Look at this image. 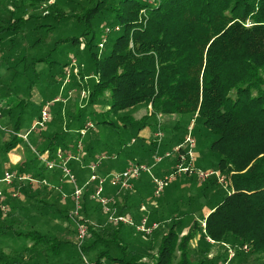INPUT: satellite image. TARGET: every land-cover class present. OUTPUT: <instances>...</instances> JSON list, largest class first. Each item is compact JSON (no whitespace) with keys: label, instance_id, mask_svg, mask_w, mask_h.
I'll list each match as a JSON object with an SVG mask.
<instances>
[{"label":"trees","instance_id":"trees-1","mask_svg":"<svg viewBox=\"0 0 264 264\" xmlns=\"http://www.w3.org/2000/svg\"><path fill=\"white\" fill-rule=\"evenodd\" d=\"M43 2L0 3L4 11L0 12V52L6 55L9 69H16L15 75L19 76L14 95L8 82L0 83L8 92L4 99L0 96L4 104L1 118H6L1 123L0 154L7 155L25 141L19 130L23 116L29 114L31 90L44 75L39 66L48 70L45 74L50 76L51 85L57 78L52 73L64 74L72 66L83 68L78 76H73V84L76 89H88V106L81 109L78 101V106L70 111L75 115H69L65 137L56 133L45 141L41 137L46 133L44 128L33 139L37 145L33 153L38 161V152L41 156L49 152L50 160L56 158L58 151L80 157L83 154L81 160L76 156L79 159L67 164L76 185L83 190L82 204L77 216L69 213L70 208L61 214L72 219L74 229L69 233L75 237L62 238L59 230L40 234L30 229L26 233L32 238L30 255L26 258L28 253L6 254L0 241V264H40L42 259L47 264H64L65 260L67 264L70 248H80L88 257L92 255L90 261L94 264H150L145 262L148 259L153 264H264V0H56L42 10ZM98 101L104 104L100 111L94 108ZM140 106L148 111L138 118L135 111ZM186 116L196 120L198 132L203 133L211 147L212 155L202 158V162L209 164L214 160V171L225 177L221 186L214 180L213 172L201 171L207 174L198 180L205 203L190 201L192 212L197 215L193 222L175 217L168 231L160 233L161 219H155L158 211L154 208L149 224L157 221L159 228L149 236L144 234L149 240L137 245L128 241L135 226L133 229L109 219L104 224L99 220L94 224V209L106 213L91 198L98 184L97 180L91 181V176L109 177L113 168L107 173L105 170L114 164L104 165L102 170L106 157L97 159L93 145L83 146L82 152L81 139L68 138L69 131L78 127V131L91 129L95 134L102 128L121 129L131 134V146L138 143L135 132H141L144 148L156 149L152 156L156 166L172 156L161 154L168 151L165 134L176 135ZM40 119L38 114L35 122ZM54 123L48 121L45 127ZM57 123L58 129L63 127V120ZM158 126H165L163 132ZM194 132L195 128L192 135L190 130L186 138L176 139L180 156L173 176L179 171L194 174L189 166L192 161L197 162L194 168L198 164L194 151L199 141ZM79 135L83 138L88 133ZM185 146L189 149L185 150ZM112 156L123 167L134 161L123 171L132 164H143L134 157L120 162L118 156ZM156 157L162 160L157 162ZM184 157L190 161L187 163ZM25 164L23 160L16 166L17 177L28 175ZM76 166L85 179L90 174V181L77 178V173H73ZM46 170L55 169L46 166L39 168L36 176L31 173L36 183L16 178L11 186L20 189L19 197L3 191L9 211L4 213L0 205V240L23 235L18 231L23 225L16 215L33 195L38 194L40 203L57 212L53 208L56 204L42 198L43 186L48 185ZM211 177L214 178L207 182ZM80 180L86 183L82 186ZM165 187L166 184L158 200ZM116 189V198L121 194L133 196L137 191ZM168 203L169 200L160 209L157 202L159 212L166 211ZM112 207L116 216H130L114 202ZM80 226L87 227V239H79Z\"/></svg>","mask_w":264,"mask_h":264},{"label":"rangeland","instance_id":"rangeland-1","mask_svg":"<svg viewBox=\"0 0 264 264\" xmlns=\"http://www.w3.org/2000/svg\"><path fill=\"white\" fill-rule=\"evenodd\" d=\"M4 1V0H2ZM0 1V3L2 2ZM56 2V0H44L42 4V10L45 9L46 5H52ZM0 12L4 13L3 9L0 7ZM3 16V15H2ZM101 47V46H100ZM5 54L3 52H0V83L8 82L9 89L11 93L14 95L17 92V84L16 81L19 79V76L15 75L17 74V70L9 69L7 60H5ZM75 64V63H74ZM83 68L72 66L68 69L67 72L64 74L60 73H52L57 76L56 82L51 85V82L48 80L50 76H47L48 70L43 69V66H39V71L43 72L42 81H40L37 85H34L33 90H31L32 97L30 98V105H29V114H25L23 116V120L21 122V130H19V134L24 136L27 135V139H24L25 141H22L19 143L17 148L10 151L7 155H1L0 154V178L4 177L6 172H13L18 173L19 168L16 167H9L4 162H10V155L11 154H18L20 155L23 160L27 163L25 164V170L27 169L28 175L23 174L25 176L32 175L36 176L39 168H44L47 166V163L45 161H39L35 157L34 153L37 149L36 142L33 140L34 138H37L38 131L31 132V127L33 126L34 122L37 120L38 114L42 112L43 109L48 110L49 112V122L52 120L55 122L52 125H47L45 127L46 133L41 136L44 138L45 141H48L52 136H54L56 133H61V137H65L66 132V126L70 122L68 120L69 118L73 117L75 114L70 113L74 111V108L78 106V101L81 106V109L84 107H87L90 101V92H88V89L86 88H80L76 89L75 84H73L74 79L78 76L80 71H82ZM17 71V72H16ZM90 78H87L88 80ZM80 80V79H79ZM1 92V98L7 97V90L5 88L0 87ZM0 98V101H2ZM104 104H101L100 101L95 103V110L100 111L101 106ZM80 109V110H81ZM148 109L145 106H140L136 112V117L140 118L144 116L147 113ZM71 115V117H69ZM89 118V117H88ZM63 120V127L57 128L58 123ZM68 120V121H67ZM89 120V119H87ZM6 118L2 117L0 122L5 123ZM91 123V122H90ZM88 123V125L90 124ZM166 124V122L163 123V125ZM182 126L181 130H178L176 132V135L173 134H165L166 136V142L165 148L168 150L167 152H161L163 156L166 155V153H170L172 156L170 158H165L164 161L156 166H154L153 161V153L156 152V149H150V148H144L145 145H143L144 140L142 139L143 134L135 132V135L137 136L138 143L134 146L130 145L131 141V134H129L126 131H122L121 129H109V128H102L95 134L92 132L91 129H84L82 131H78L75 127L68 133V138L70 139H81V151H83L84 148H89L91 145H93V154L98 159L99 156L106 157L105 160H103L101 169L103 170L105 166L110 165L113 163V167H108L105 172L111 171L113 168L114 173H111L110 176H102V178H106L107 181L104 184V194L103 196L106 197L107 194H111L117 191L116 188H114L110 184V179L116 174H120L123 171V165H117L112 160V155L118 156L117 160L120 162H123L126 157H134L137 161L152 167L151 168V174H143L141 180H135L136 181V190L135 193V200L132 201V208H134V211H138L140 205H144L145 211L141 212V217L150 218V214L152 213L153 209L157 210L158 212L155 215V219L159 221L160 228L158 229L160 233L167 232L168 229L171 226V221L175 220V217L180 218H186V223L193 222V220L196 218V213L192 212V205L190 204V201L197 202L200 201V203H205V197L202 192V190L199 187V173L201 171H211L215 175V179L219 185H223L225 183V177L222 172L216 173L214 169H216L217 163H215L214 160L211 161V163H203L202 158H205L206 156H211V147H209V144L205 142V136H202L203 133L198 132L199 124L196 126V120H192L190 116H186L182 118ZM48 128V129H47ZM165 128V126H164ZM163 126L159 127L158 129L163 132L164 129ZM195 128V138L199 141L196 151H194L195 158L197 157L198 164L197 167H195L197 162L192 161L189 165L192 168V171L194 174L188 175L187 173H182V171H179V173H175L176 176H173L175 172V168L178 165L177 158L180 156L178 154L177 149L180 148V146H176L177 141L176 139H183L186 138L190 134L193 133V129ZM79 129V128H78ZM80 130V129H79ZM82 132V135L85 134V132L88 133L85 137H80L79 133ZM8 137V136H7ZM6 137V139H8ZM194 138V137H193ZM195 140V139H194ZM210 143V142H208ZM171 146H168L170 145ZM2 143L0 142V147ZM34 149V151L32 150ZM1 149V148H0ZM136 149H139L136 151ZM174 149L175 152L173 151ZM185 150L189 149V146H185ZM34 152V153H33ZM40 155V152H38ZM49 153V152H48ZM57 154V153H55ZM165 154V155H164ZM57 156V155H56ZM192 156V155H191ZM53 160V159H52ZM184 160L187 161V163L190 161L189 158H185ZM119 162V164H121ZM12 164V163H11ZM105 165V166H104ZM202 166V167H201ZM174 168V171H173ZM202 168V169H201ZM55 169V168H54ZM47 171V170H46ZM120 171V172H118ZM48 172V171H47ZM53 172H57V174H54ZM32 173V175H31ZM173 173V174H171ZM205 173V172H204ZM75 174V173H74ZM17 176V175H16ZM168 177L172 180L169 181ZM90 174H88L86 182L88 180L90 181ZM154 178H157L159 180H163L166 183L165 191L162 193V198L158 200V196H156L155 193V186H154ZM214 177H211L207 180V182L211 181ZM132 180L131 183L134 181ZM14 181V180H13ZM45 181L48 185L43 186V192L51 194L55 197L56 200L59 201L62 197H65L67 194L73 192L74 190V184L70 181L68 177L65 176L64 172H61L60 169L56 168L53 171H49L46 175ZM29 182V181H27ZM25 182L24 184H26ZM85 182V183H86ZM133 184V183H132ZM141 186V187H140ZM5 184L0 182V188H4ZM62 188V190H60ZM211 190V188H210ZM1 191V189H0ZM3 191V190H2ZM1 191V192H2ZM202 192V194H201ZM3 193V192H2ZM134 193V192H133ZM42 194V198L45 199L46 196ZM10 195V194H9ZM20 190L15 191L14 197H19ZM201 195V199H200ZM13 197V196H12ZM11 197V199H13ZM169 197V198H168ZM24 198V196H23ZM108 198V197H107ZM168 198V199H167ZM167 200H169L168 208L166 211L163 210L159 212L158 207H156V203L159 202V208H164V204H167ZM16 201L13 200V203ZM56 204V203H55ZM47 204L40 203V199L38 197V194L33 195L31 198H28L26 202H24L22 211L16 215V219L20 221V223L23 225L21 228H19V232L23 233L20 237H5L3 240H0L3 244L2 248L6 254L13 255L16 252H23L25 254V257L27 258L30 255L29 249L31 247V239L29 235H26V233L29 232V230H33V232L43 234L44 230L50 231L54 233L55 230H59L58 235H60L62 238L68 237L72 239V237H75L74 233H69L70 231L73 232V221L72 219H67V217L61 216L58 212H51L50 207ZM61 205H58L60 207ZM94 207L97 208L98 205L94 204ZM9 211V210H8ZM69 213H72V216H77L75 214L76 209L70 208ZM94 214L97 217V219L101 223H106L109 219V215L104 214L100 209L95 210ZM194 214V215H192ZM82 217V216H81ZM83 218V217H82ZM142 218V220H143ZM141 220V222H142ZM157 223V222H156ZM139 224H135V227L132 226L134 229V232L131 236L128 235V241L132 243L133 245H137L139 242L149 240L148 237L144 235V233H140V231L137 230V226ZM183 227V226H182ZM187 227V225H186ZM87 230V227H84ZM187 231V230H186ZM47 233V232H46ZM88 238V232L86 233V236L84 239ZM83 239V240H84ZM75 240V238H74ZM70 257L67 264H87L89 261V264L91 263L90 258L92 255L85 256L80 248H70ZM67 261L65 260V263ZM145 262H149L150 264H153L154 262L152 259L145 260ZM40 264H47L46 261L43 259L39 262ZM64 263V264H65Z\"/></svg>","mask_w":264,"mask_h":264},{"label":"built area","instance_id":"built-area-1","mask_svg":"<svg viewBox=\"0 0 264 264\" xmlns=\"http://www.w3.org/2000/svg\"><path fill=\"white\" fill-rule=\"evenodd\" d=\"M3 107H4V104L2 101H0V120H1V112H2ZM48 121H49V112L46 108V109H43L42 111L41 119L35 122L33 126L31 127V132L43 130L45 128V125L48 123ZM0 129H3V127L1 126V122H0ZM19 136H21L23 139H27L26 134L24 136L22 135H19ZM188 141L193 145V141L190 138H188ZM79 146L81 147V143H79ZM39 157L42 161H45L47 163V166L49 169L56 168L57 166L56 159L50 160L49 153H45L42 156L39 155ZM57 157H62L61 152L57 153ZM71 158L78 159V157H75L74 155L70 154L68 159H71ZM161 160H162V157H156L157 162H160ZM61 167H62V171L64 172L65 176L68 177L75 186V191H74V197H75V202H76L75 214L78 215L81 209L83 190L82 188H79L76 185V181L73 175L71 174L70 169L67 167V164L64 163ZM182 170L187 171V169H182ZM143 173L151 174V167L145 164H132L128 169H126L122 173L116 174L113 177H111L109 181L113 187L119 188L120 190L132 189L131 181L139 178ZM200 176L202 178H205L207 174L200 173ZM16 178H19L20 180H27L31 183H36V181L32 179L30 176L17 177L15 173L10 172V171L5 173L4 177L0 180V182L7 184V185H11L13 184V180H15ZM96 180L98 181V184L91 198L94 201H97L104 208L105 213L109 215V221L113 223L121 222L126 225L135 226L136 223L131 216H116L117 212L112 207V204L114 202L113 199L103 196L104 191H105L104 184L106 183L107 179L99 178L96 175H92L91 181H96ZM154 181L157 185L155 193H156V196H159L160 192L162 191L166 183L163 180H159V179H154ZM13 196H15V194H13ZM0 205L2 206L3 212L7 213L8 206L5 203V196L3 195L1 191H0ZM142 211H145L144 206L142 207ZM158 228H159V224L156 222L149 224V218L147 217L143 218L141 224L137 226L138 231L148 236L151 235L153 231ZM86 233H87L86 228H84L83 226H80L79 227V239L83 240L86 236Z\"/></svg>","mask_w":264,"mask_h":264},{"label":"crops","instance_id":"crops-1","mask_svg":"<svg viewBox=\"0 0 264 264\" xmlns=\"http://www.w3.org/2000/svg\"><path fill=\"white\" fill-rule=\"evenodd\" d=\"M58 152H61V151H58ZM61 154H62V157H57L56 155L57 154H55V156H56V162H57V166H56V168H58V169H60L61 170V172H62V165L65 163V164H68L69 165V163L73 160L72 158L71 159H68L69 158V155L70 154H72V153H64V152H61ZM72 155H75V154H72ZM82 155L83 154H81V157H82ZM76 156H78V155H76ZM75 156V157H76ZM79 158H80V160H81V157L80 156H78ZM78 158V159H79ZM10 162L12 163H8V162H6V165L7 166H9V167H16V166H18L19 164H20V162H23V158L20 156V155H18V154H11L10 155ZM131 162H134V161H131ZM130 162V163H131ZM130 163H127V165L125 166V167H128L129 166V164ZM77 168H76V171L75 172H73V173H77V178H78V176H79V178L80 177H82V174H81V172H80V167L79 166H76ZM125 167H123V169L121 170V171H123L124 169H125ZM55 168V169H56ZM72 170V169H71ZM114 172H116V171H113L112 173H114ZM118 172H120V171H118ZM54 174H57V172H53ZM47 175V174H46ZM76 175V174H75ZM82 178H84V180H87V176H86V179H85V177H82ZM84 180H80L79 182H81V184H82V186L85 184V181ZM136 181H137V179H136ZM136 181L134 180L131 184H132V191H133V189L135 190L136 189ZM16 183V182H15ZM20 184V183H19ZM21 185V184H20ZM79 185V184H78ZM82 186H80V187H82ZM141 187V186H140ZM5 189H3V188H0L1 189V191L3 190L4 192H6L9 196H13V194H15V191L17 190L16 189V187L13 185V186H11V185H7V184H5V187H4ZM18 190H20L19 188H18ZM60 190H62V188L60 189ZM130 190V191H131ZM2 191V192H3ZM74 191H75V186H74V190H73V192L71 193V191H70V193L69 194H67L65 197H62L61 199H59V201L58 200H56L55 199V197L54 196H52V195H46V199H47V201H49V202H52V203H56V205L53 207L54 209H56V211L58 212V213H60V214H63V212L68 208H74V210H75V207H76V202H75V197H74ZM122 196H120V197H118V198H116V197H114V193H111V194H107V196L106 197H108V198H111V199H113V201H114V203L116 204V207L120 210V211H122L124 214H128V215H130L133 219H134V221H135V223L137 224H139L140 222H141V220H142V218L143 217H141V212H142V207L144 206V205H140V207H139V209H138V211H134V208H132V201H134L135 200V195H127V194H121ZM58 205H61L60 207H58ZM145 207V206H144ZM146 208V207H145ZM54 209H51V210H54ZM73 213V212H72ZM71 213V214H72ZM206 213H208V211H206ZM150 216H152V213L150 214ZM92 222L94 223V224H98V219H97V217L96 216H93L92 217ZM155 222H157V221H155ZM126 227H129V225H127ZM56 232H58V230H55V232L54 233H56Z\"/></svg>","mask_w":264,"mask_h":264}]
</instances>
